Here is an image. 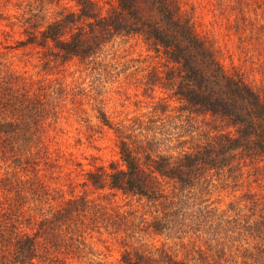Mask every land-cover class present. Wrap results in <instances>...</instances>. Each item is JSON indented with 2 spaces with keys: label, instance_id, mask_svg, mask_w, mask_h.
<instances>
[{
  "label": "trees",
  "instance_id": "1",
  "mask_svg": "<svg viewBox=\"0 0 264 264\" xmlns=\"http://www.w3.org/2000/svg\"><path fill=\"white\" fill-rule=\"evenodd\" d=\"M76 3V12L53 20L27 6L15 18L26 36L20 45H50L47 64L78 59L99 72L116 38L141 36L169 65L145 91H172L179 114L158 104L127 126L97 109L116 134L120 160L89 171L85 185L137 198L144 216L73 190L65 198L40 176L48 159L41 132L63 90L16 75L0 52V156L17 169L1 184L0 264H106L88 240L110 228L123 248L120 264H264V196L248 188L225 208L213 200L264 162V88L224 67L181 0H116L106 14L93 0ZM147 232L164 242L146 243Z\"/></svg>",
  "mask_w": 264,
  "mask_h": 264
},
{
  "label": "rangeland",
  "instance_id": "2",
  "mask_svg": "<svg viewBox=\"0 0 264 264\" xmlns=\"http://www.w3.org/2000/svg\"><path fill=\"white\" fill-rule=\"evenodd\" d=\"M93 1L103 14L116 5V0ZM181 2L185 11L194 14L197 32L220 50L224 67L230 72L239 69L253 86L264 88V0ZM31 4L35 11L47 16L46 20H53L58 12H76L78 8L76 0H0L4 14L0 17V52L5 54L10 70L28 82H42L63 90L55 115H48L41 132L40 146L43 144L48 153L46 163L40 167L41 178L54 190H61L65 198L73 190L75 195H87L103 203L110 202V207L119 206L133 216H144L147 209L143 202L114 191L94 190L85 185L86 174L97 167L109 168L120 160L116 134L100 123L97 109L114 125L127 126L136 119H144L158 104L167 105L169 115L179 114L180 103L172 91L159 86L153 92L145 91L144 84L154 80L155 73L163 76L167 72L166 59L151 50L141 36L134 35L118 37L105 48L102 71L93 72L91 66L78 59L47 64L52 56L50 45L45 48L37 44L20 45L26 36L15 18L24 15ZM15 170L10 161L0 156V194L2 180ZM247 171L249 174L236 188L220 189L215 194L213 200L221 208L248 188L264 196V162L259 164V170ZM105 195L108 197L102 198ZM113 232L110 228L89 235L88 242L96 250L97 259L106 264H120L123 252ZM143 236L152 246L164 242L148 232ZM66 264L87 262L69 260Z\"/></svg>",
  "mask_w": 264,
  "mask_h": 264
}]
</instances>
